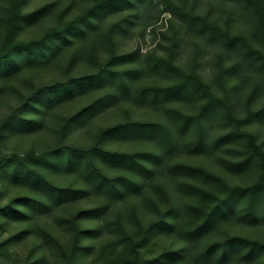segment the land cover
I'll list each match as a JSON object with an SVG mask.
<instances>
[{"label": "rangeland", "instance_id": "374dc122", "mask_svg": "<svg viewBox=\"0 0 264 264\" xmlns=\"http://www.w3.org/2000/svg\"><path fill=\"white\" fill-rule=\"evenodd\" d=\"M171 1L178 8L165 6L164 0H132L131 5L100 11L90 17L91 25L83 23L84 30L80 28L76 29L77 33L71 31L67 36H55L43 46L26 51V57L15 52L16 59L0 66V159L9 156L6 164L0 166V207L9 204L15 209L20 204L14 200L18 196H48L44 190L33 191L20 182V157L26 153L69 150L53 149L58 143L86 146L102 127L126 117L165 123L174 140L172 149L167 152L162 143L154 139L159 136L156 129L106 133L101 144L107 149L147 150L160 154L156 159L145 158L150 168L148 173L98 159L105 173L131 176L139 187L123 191L116 197L91 190L64 201L51 212L34 213L27 221L20 219L26 213L24 206L19 205V210L11 212L16 217H4L0 213V264H68V251L74 242V229L68 220L79 210L102 203L108 204L103 215L77 220L78 228H92L79 239V244L89 249L81 250L75 259L77 264H109L111 251L109 248L102 250V246L120 241V226L137 237L143 228L161 218L164 220L162 227L154 228L139 247L146 259L164 250L178 249L182 255L168 259L166 264H189L194 253L214 241L242 237L264 243V192L257 195L255 216L246 213V195H239L234 210L222 212L216 222L197 237L192 239L182 233L196 219L189 206L200 203L199 188L222 196L225 185L220 182L227 186H246L256 182L261 174L264 63L248 50L264 54V37L256 14L244 0ZM90 3L91 0H23L22 11L29 14L19 21L16 37L24 40L38 37L46 28L73 17ZM8 5L9 0H0V43ZM188 14L201 15L238 39L210 36L201 31L196 20ZM117 22L119 25H115ZM112 24L113 52L129 53L115 58L112 66L119 70L138 68L134 74H128L126 94L118 91L114 81L110 82L108 72L92 74L97 68L93 55L99 62L110 58L105 34ZM149 53L170 57L183 71L198 72L219 100L203 115L199 147L192 144L196 136L194 123L185 129L177 128L172 109L196 113L204 96L197 92L189 97L187 90L179 93L188 98L177 100L174 99L179 97L178 93L170 92L172 102L134 98L140 85L168 84L177 78L166 67L150 69ZM112 91L117 92L116 96L107 95ZM101 94L106 96L86 106ZM71 115L73 118L67 123L63 136L59 135L60 127ZM8 116L10 118L3 123ZM234 129L248 136L235 133L224 136ZM66 154L51 153L48 163L41 164L39 169L58 185L80 188L86 183L85 173L75 171L77 164H71ZM174 164L201 167L214 179L172 169ZM172 210H178V214ZM167 223L181 232L168 227ZM248 248L236 246L223 257L219 255L221 251H217L210 264H263L264 254L258 257L248 254Z\"/></svg>", "mask_w": 264, "mask_h": 264}, {"label": "trees", "instance_id": "16d2710c", "mask_svg": "<svg viewBox=\"0 0 264 264\" xmlns=\"http://www.w3.org/2000/svg\"><path fill=\"white\" fill-rule=\"evenodd\" d=\"M244 1L253 8L257 17V21L261 28L262 35L264 37V0ZM22 2L23 0H9L8 14L5 21V30L0 43V66L4 65L12 58L16 59V54L21 53L26 57V51H30L32 49L43 46L55 36H67L69 35L68 33L71 31L77 33L76 29L84 28L82 27L84 22L91 25L92 20H90V17L98 14V12L100 11H104L109 8L119 9L125 4H132V0H91V3L89 5L84 7L73 17L63 20L55 26H50L46 28L38 37L24 40L17 39L16 37L19 21L22 18H26V16L29 14V12L22 11ZM166 4L171 5L173 8H178L171 0H164V5L166 6ZM181 11L183 12V10ZM34 13H36V11ZM34 13L30 12V14ZM188 15L191 19L196 20L198 27L201 31H204L210 36H220L232 41L238 39V37L236 36H230L227 31L222 29L214 22L206 20L201 15ZM115 25H119V22H117ZM112 26L113 24L105 34L107 45L110 50V58L105 62H99L93 55V59L95 61V64L97 65V68L96 71L92 74L102 75L105 74V72H108L111 78L110 82L114 81L117 86V89H119L118 91H120L122 94H126L128 93V74H134L138 71V68L130 67L119 70L115 69L112 66V63L115 58L129 55V53L115 54L113 52V40L111 30ZM248 50L264 63V54L251 48H249ZM15 52L18 53L15 54ZM147 59L148 67L150 69L166 67L167 69L171 70L177 76V78L173 82L168 84L140 85L135 90L134 98L137 101L145 100V98L148 97L149 100L152 102H157L158 99H163L167 102H172V99H170L169 95L170 92L176 91V93H178L176 96L179 97L174 99L177 100L188 98L181 96V93H179H184L187 90H189L190 92V95H188L189 97L195 96L197 92L204 96L205 100L200 105L196 113L187 114L178 109H172L173 118L177 120V128L185 129L189 126L191 122L194 123L196 128V136L192 140V144L195 148L199 147L202 140L201 134L203 115L205 111L209 109V107H211V105L218 104L219 100L213 96L207 84L201 79L199 73L195 70L183 71L182 69H180V67L172 63L170 57H162L149 53ZM98 85L101 86L100 83ZM116 93L117 92L112 91L107 93V95L114 97ZM104 96L106 95L101 94L97 96L86 106L100 101ZM82 109L77 111V113H79ZM73 115L65 119L62 126L60 127L59 135L63 136L65 127L67 123L73 118ZM9 118L10 116H8L3 123H6ZM3 123L1 125H3ZM145 128L156 129V131L159 132V136H155L154 139H157L162 143V147L165 151L169 152L172 149L174 141L173 135L165 123L154 120L132 119L126 117L123 120L116 121L102 127L97 133V135L94 137L95 139L86 146H71L67 144L58 143L53 147V149L68 148L69 150H46L39 154L26 153L22 157L19 156L21 159L20 162H22L20 163V173L22 175V181L20 182H23L24 184L28 185L33 191L42 189L45 193L48 194V196L45 198L33 195L18 196L14 198V200L19 201L20 206L26 207V213L21 216L20 219L23 221H27L29 220V218H31L34 213L40 214L51 212L56 208L60 207L64 201H71L72 199H75L78 196H83L85 194L90 193L91 190L104 193L106 195H112V197H116L120 196L123 191L137 189L139 187V185H137V180L127 175H109L105 173L99 165L98 159L100 158L107 161L109 160L111 161V163L117 164V166L123 168H130L131 170L133 169L135 171H143L145 173L150 172V168L148 167L146 162H144L145 158L156 159L159 158L160 154L147 150H137L132 152L111 150L105 148L101 144V138L108 132L128 129H136L135 131L138 132L140 129ZM232 133L242 136H248V134H246L244 131H240L237 129H234V131L225 134L224 136L230 135ZM224 136H220L219 138H223ZM139 137L140 136H137L136 138ZM63 152L67 153L66 156H70L71 164H77V169H75V171L85 173L84 176L87 180L82 187L73 188L71 186L58 185L52 182L49 178H47L43 171L39 169L41 167V164L46 165L48 163L46 162L48 159V155H50L51 153H58L61 156ZM261 155V174L256 182L246 186H227L226 184H224V182H220L221 184H223V186L225 185V193L222 196H218L209 190H205L202 188L198 189L200 191V203L195 204L194 206H189V208H191L193 213L195 214L196 219L195 221H191L192 224L187 228V230L182 231L183 235L192 239L197 237L201 232H203L210 225H212V223L216 222L217 216H221L222 212H232L234 210L233 205L235 204V199L239 195H246V213L250 216H255L257 214L256 210H254L257 205V195L259 193L264 192V155ZM6 158L9 160V156L0 159L1 168L4 166V164H6ZM173 168L199 174L201 176H204V178L206 179L213 178L212 174H210L207 170L201 167H194L186 164H174L172 169ZM9 206L12 205L6 204L3 207H0L1 215H3L4 217H16V215H14L15 213L12 214L11 212L19 210L17 209L18 206H15L16 210L10 208ZM107 208L108 204L102 203L101 205H98L94 208L79 210L77 213H75L74 216H72L68 220V222H70L72 228L74 229V242L72 243L68 251V264H77L75 259L77 258L81 250L89 249L87 245H80L79 239L81 238V236L86 235L89 231H91L92 228H78L77 220H80L83 217L89 218L98 217V215L101 216ZM169 209L171 210L172 207H170ZM172 211H174L173 213L178 214V210ZM163 223L164 220L163 218H161L149 224L147 227L143 228L140 232H138L141 234L137 235V237L135 235L127 233L126 230H124L123 228H121L122 226H120V241L112 245H109V243H105L102 246V250H104V248H109L111 251L108 255L111 260L109 264H166L168 259L172 260L175 259L177 256L182 255L180 254L181 252H179L178 249H170L162 251L159 255L151 259H146L140 252L139 247L142 244L143 239L146 238V236H148V234L154 228L157 229L159 227H162ZM167 224H169L168 227H174V230L181 232V230H178L176 226H173L170 223ZM48 236L53 238L52 235L48 234ZM239 245H245L249 247V250L247 251L248 254H253L255 256L257 255V257L261 254H264L263 242L248 240L242 237H229L221 241L211 242L201 251L194 253L193 260L189 264H210L217 251H221L219 255L223 257L225 256L227 251H230L231 249ZM61 250L64 252V248L61 247ZM262 263L264 264V258L262 260Z\"/></svg>", "mask_w": 264, "mask_h": 264}]
</instances>
